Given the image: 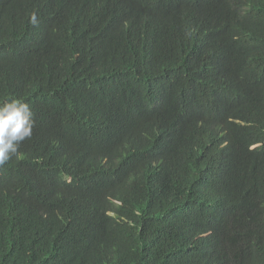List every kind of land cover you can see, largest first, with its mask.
<instances>
[{"label":"trees","instance_id":"16d2710c","mask_svg":"<svg viewBox=\"0 0 264 264\" xmlns=\"http://www.w3.org/2000/svg\"><path fill=\"white\" fill-rule=\"evenodd\" d=\"M14 98L0 264H264V0H0Z\"/></svg>","mask_w":264,"mask_h":264},{"label":"clouds","instance_id":"9594fccd","mask_svg":"<svg viewBox=\"0 0 264 264\" xmlns=\"http://www.w3.org/2000/svg\"><path fill=\"white\" fill-rule=\"evenodd\" d=\"M34 126V113L22 99L0 104V167L18 155L21 143L32 137Z\"/></svg>","mask_w":264,"mask_h":264}]
</instances>
